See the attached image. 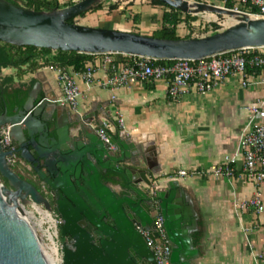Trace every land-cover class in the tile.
Masks as SVG:
<instances>
[{
    "label": "water",
    "instance_id": "obj_1",
    "mask_svg": "<svg viewBox=\"0 0 264 264\" xmlns=\"http://www.w3.org/2000/svg\"><path fill=\"white\" fill-rule=\"evenodd\" d=\"M103 0H82L50 12L24 9L0 0V42L79 54L121 53L159 60H199L248 48H264V19L224 7L189 0H159L185 14L230 17L233 24L216 34L194 39H162L76 23ZM36 84L21 110L0 117L12 125L18 153L48 189L62 219L64 264H155L147 240L138 230L154 228V213L164 218L171 264H195L199 231L194 200L180 181H166L154 141L123 139L109 131V108L72 112L66 106L47 110ZM102 108V107H101ZM117 125V124H115ZM105 133L108 142L101 137ZM11 151L0 140V264H48L43 225L32 219V202L52 211L47 198L20 178ZM16 169V172L12 169ZM115 173L105 183L102 175ZM18 173V174H17ZM90 226L91 231L86 230Z\"/></svg>",
    "mask_w": 264,
    "mask_h": 264
},
{
    "label": "crops",
    "instance_id": "obj_2",
    "mask_svg": "<svg viewBox=\"0 0 264 264\" xmlns=\"http://www.w3.org/2000/svg\"><path fill=\"white\" fill-rule=\"evenodd\" d=\"M72 1L57 0L61 7ZM102 2V10L80 16L76 22L126 32L134 30L148 36L159 28L158 9L148 0ZM116 2L121 3L119 8L109 12L110 4ZM130 2L133 5L127 8ZM145 18L148 24H144ZM200 18L208 17L201 15ZM102 60L103 56H92L85 67L98 65ZM56 68L45 66L28 71L20 81L41 85L37 105L47 98L51 101L47 107L49 111L59 107L53 101L63 96ZM67 69L74 72L82 91L80 112L94 106L99 107L100 112L109 108L114 119L106 122L109 131L117 133L119 128L123 139L154 141L159 145V165L166 181H180L192 196L199 220L203 222L201 255L195 264H256L254 251L264 249V214L238 213L236 209L238 201L256 192L255 187L242 173L232 180L218 179L208 173L236 150L239 136L249 124L246 108L264 97V72L259 71L256 78L249 74L247 80L251 84L248 87H243L242 76H235L209 93L192 92L173 101L168 96L169 79L133 80L127 86L111 89L104 86L109 73L98 69L94 85L88 88L82 72ZM4 71L15 74L11 69ZM4 71L3 75H8ZM118 114L124 119L122 127ZM180 170H187L189 175L179 177ZM262 192L264 196V189Z\"/></svg>",
    "mask_w": 264,
    "mask_h": 264
},
{
    "label": "built area",
    "instance_id": "obj_3",
    "mask_svg": "<svg viewBox=\"0 0 264 264\" xmlns=\"http://www.w3.org/2000/svg\"><path fill=\"white\" fill-rule=\"evenodd\" d=\"M73 1L79 3L82 0ZM219 2L220 5L216 6L226 8L227 0H219ZM250 9L256 11L253 12ZM230 10L245 13L255 19H264V0H237L235 8ZM112 54H99L103 56V60L98 65L86 66L82 71V79L88 88L94 85L96 71L101 69L109 73L104 86L111 89L127 86L133 80L169 79L168 96L173 101H179L192 92L209 93L235 76H242L243 87H248L251 84L247 80L249 74L256 78L259 71L264 72V48L241 49L199 60L177 59L173 60L172 63H158V59L134 56L131 65L128 66L118 65ZM56 71L63 96L53 102L68 107L72 112H79L82 91L75 79L74 72L58 66ZM256 84H260V82ZM246 110L249 115V124L239 136L236 150L232 154L226 155L222 162L208 174L218 179L232 180L238 173H242L255 187L256 192L249 198L237 202V212L264 214L262 192L264 189V97L257 99ZM118 115V123L122 127L124 126V119L120 114ZM11 133L12 125L0 127V140L6 151L13 153L9 157L16 164L20 155ZM101 137L108 142L104 132H101ZM188 175L187 170L178 171L179 177L184 178ZM39 207L43 212L50 213L56 221L55 226L46 222L45 224H48L46 229H44L45 224L43 225V239L48 240V235L52 234L54 240L53 245H46L45 249L48 252V247H57V260L53 264H64V245L60 243L59 235L62 219L56 210L49 211L43 205H39ZM37 215L42 217L40 214ZM153 218L154 228L151 230H145L140 226L137 228L147 240V245L154 255L155 264H171L172 250L165 236L164 218L157 212L153 214ZM254 258L256 264H264V249L255 250Z\"/></svg>",
    "mask_w": 264,
    "mask_h": 264
},
{
    "label": "trees",
    "instance_id": "obj_4",
    "mask_svg": "<svg viewBox=\"0 0 264 264\" xmlns=\"http://www.w3.org/2000/svg\"><path fill=\"white\" fill-rule=\"evenodd\" d=\"M9 3H12L16 6H19L24 9L34 10L38 12H50L55 8H66L76 4V2L72 1L66 7H61L57 0H6ZM209 3V0H192ZM214 1L218 0H210V3L214 5ZM149 4L154 7H164V12L162 14L161 26L158 28L156 32L153 33V37L162 38V39H182L177 35L178 27L185 23L188 24L191 29L193 25L199 21L200 15H191L185 14L181 11L174 9L172 7L167 6L159 0H148ZM237 0H227L225 3V7L228 9H234ZM104 2L99 3L97 6L92 8L89 12H97L103 9ZM120 3L116 2L114 4H110L109 12H114L119 8ZM133 3L130 2L127 5V8L132 6ZM255 12L256 10H251ZM249 11V12H250ZM87 13L81 15L84 17ZM219 17H222L218 15ZM137 15H134L136 18ZM135 21H138L137 19ZM68 23L73 24L76 23L75 19H70ZM195 26V25H194ZM199 28H202L201 23L198 25ZM209 28L206 27L204 31L209 33L210 35L216 34L224 30L223 26L220 22H209ZM134 34H141L139 31H131ZM193 35L187 34L183 39H194L200 38L192 37ZM115 58V62L118 65L128 66L132 63V55H125L121 53H113ZM92 56H102V55H91V54H79L76 52H67V51H53L51 49H42L36 47H17L14 45L6 44L0 42V115H2L5 109L10 110V114H14V109L17 107L22 109L27 99L29 98L34 86L35 82L24 83L20 82L23 75L28 72H34L41 67L49 66H60L65 68H71L76 72H82L85 69L86 61ZM158 63H172L173 60H157ZM11 69L16 73L15 75H3V71ZM18 78L19 82L16 81ZM116 177L115 173L109 172L107 174L102 175V180L105 183L114 182ZM0 179L8 186L7 181L1 177ZM203 222L199 220V231L192 235L193 244L195 247H200L201 240L204 236L203 232Z\"/></svg>",
    "mask_w": 264,
    "mask_h": 264
},
{
    "label": "rangeland",
    "instance_id": "obj_5",
    "mask_svg": "<svg viewBox=\"0 0 264 264\" xmlns=\"http://www.w3.org/2000/svg\"><path fill=\"white\" fill-rule=\"evenodd\" d=\"M189 1H191L192 2V0H189ZM206 1H208V0H206ZM121 2V1H120ZM107 3V2H106ZM121 4V3H120ZM147 5H148V3H146ZM209 4H212V3H210V0H209ZM214 5H220V2L219 1H214ZM158 9V11H157V17H158V20H157V23H158V25H159V27L161 26V19H162V14H163V12H164V7H158L157 8ZM148 17V16H147ZM199 17H201V16H199ZM204 17H208V18H206V19H202V18H200L199 19V21L198 22H196L194 25H193V28L195 29V30H193V29H191L192 28V26L190 27L188 24H185V23H183V24H181L179 27H178V29H177V35L179 36V37H181L182 39L184 38V37H186V35L187 34H190V35H193L192 37H197V36H199L200 38L201 37H206V36H209V33H206V31H204V29L206 28V27H208V29H210L209 28V21H218V22H220L221 24H222V26H223V28L224 29H227L228 27H230L232 24H233V20L230 18V17H226V16H222V17H219L218 15H214V14H204ZM211 17V18H210ZM112 19V18H111ZM113 19H115V18H113ZM113 19H112V21H113ZM149 23V20L147 19V18H145L144 19V24H148ZM201 23V25H202V28L200 29L199 28V26H198V24H200ZM13 72H14V70H12ZM8 74V75H15L14 73H11V72H9V71H4V74ZM16 81L17 82H19V80H18V78H16ZM19 161V160H18ZM16 166H17V163H16ZM17 168H18V170L21 172V173H24V174H27L26 172V170L25 169H21V167L20 166H17ZM28 175V174H27ZM30 176L31 177H33V174H30ZM29 181L31 182V183H33L34 184V186L35 187H37V189L41 192V193H43V194H45V196H47L53 203H54V201H53V198H52V196H51V194H50V192H49V190L48 189H45L44 188V185H43V183L41 182V180L39 179V181L38 180H34V179H32V178H29ZM32 210H33V208H32ZM58 213V212H57ZM59 215V214H58ZM39 215H37V219H34V222H37L38 220H40L41 219V217L39 216ZM60 216V215H59ZM48 227V224H45V226H44V229H46ZM60 233V232H59ZM60 235V234H59ZM60 243L62 244V245H64V242L60 239Z\"/></svg>",
    "mask_w": 264,
    "mask_h": 264
},
{
    "label": "bare ground",
    "instance_id": "obj_6",
    "mask_svg": "<svg viewBox=\"0 0 264 264\" xmlns=\"http://www.w3.org/2000/svg\"><path fill=\"white\" fill-rule=\"evenodd\" d=\"M32 207H33V210H32L33 221H34V219H37L36 218L37 214H40L42 217L37 222H40L42 225H44L46 222H48L51 225L54 224V226H55L56 221H55L54 217L50 215V213L45 212V211L43 212V210L35 202H32ZM48 237H49L48 240H44V252H45V255L47 257L48 264H53L54 261L57 260L56 255L58 253V248L57 247H50V248L48 247L49 251L47 252V250L45 249V246L46 245L47 246L53 245V243H54L52 234L48 235Z\"/></svg>",
    "mask_w": 264,
    "mask_h": 264
},
{
    "label": "flooded vegetation",
    "instance_id": "obj_7",
    "mask_svg": "<svg viewBox=\"0 0 264 264\" xmlns=\"http://www.w3.org/2000/svg\"><path fill=\"white\" fill-rule=\"evenodd\" d=\"M17 109H19V108H15L14 109V114H10V110L7 108V109H5L4 111H3V113H2V115H0V117H2V116H4L6 113L9 115V116H13V115H15L16 113H17ZM19 110H21V109H19ZM17 166H20L21 167V169H25L27 172V174H24V173H21V172H19V176H20V178L21 179H23V180H27V181H29V178H32V179H34V180H38L39 181V178L37 177V175H36V173L33 171V169L31 168V165H29L28 163H26L23 159H21V157H20V159H19V161H18V163H17ZM12 169L16 172V169H14L13 167H12ZM30 174H33V177H31L30 176ZM2 181V180H1ZM30 182V181H29ZM2 183L5 185V186H7L3 181H2ZM31 183V182H30ZM8 184V183H7ZM33 184V183H32ZM34 185V184H33ZM43 194V193H42ZM44 196H45V194H43ZM46 198H47V200L50 202V204L52 205V207H53V210H55V208H54V203L47 197V196H45ZM86 230H88V231H91V228H90V226H87L86 227ZM60 239L64 242V243H66V244H68L69 246L71 245V242L68 240V238L67 237H64L62 234H61V227H60Z\"/></svg>",
    "mask_w": 264,
    "mask_h": 264
}]
</instances>
